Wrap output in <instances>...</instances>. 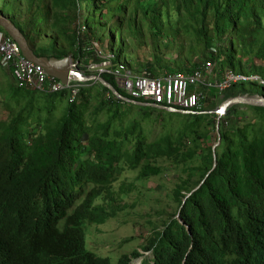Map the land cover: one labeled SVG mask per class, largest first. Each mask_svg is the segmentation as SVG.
Listing matches in <instances>:
<instances>
[{
  "label": "trees",
  "instance_id": "16d2710c",
  "mask_svg": "<svg viewBox=\"0 0 264 264\" xmlns=\"http://www.w3.org/2000/svg\"><path fill=\"white\" fill-rule=\"evenodd\" d=\"M0 15L35 57H70L80 70L98 62L95 44L130 60L115 64L154 78L210 61L217 78L231 70L264 82V0H0ZM8 75L12 86L0 101V264H111L89 248L85 224H103L128 206L133 184L114 187L124 172L142 180L168 168L179 172L177 209L154 228L143 246L152 258L142 264H264V107L234 106L218 120L181 115L176 124L173 113L165 122L162 111L123 103L99 84L96 91L83 84L69 104L65 91L18 89ZM254 87L264 98L257 83L223 97H253ZM140 256L135 250L117 264Z\"/></svg>",
  "mask_w": 264,
  "mask_h": 264
},
{
  "label": "built area",
  "instance_id": "2783aa9c",
  "mask_svg": "<svg viewBox=\"0 0 264 264\" xmlns=\"http://www.w3.org/2000/svg\"><path fill=\"white\" fill-rule=\"evenodd\" d=\"M99 64H90L86 72L98 75L106 74L113 78L118 89L132 100L145 104L161 105L166 108H178L186 112L202 110L203 94L201 89H213L221 94L237 83L257 82L256 77L246 78L231 71L224 73L220 81L212 80V64L207 62L191 74H163L154 78L146 69L132 73L124 64L112 65L114 55L95 47ZM0 67L12 71L19 89H30L37 93L69 92V103L78 95L79 86L68 82L67 86L50 78L44 69L21 56L18 46L0 29Z\"/></svg>",
  "mask_w": 264,
  "mask_h": 264
},
{
  "label": "rangeland",
  "instance_id": "374dc122",
  "mask_svg": "<svg viewBox=\"0 0 264 264\" xmlns=\"http://www.w3.org/2000/svg\"><path fill=\"white\" fill-rule=\"evenodd\" d=\"M115 57L130 63V60L124 55H115ZM166 58L175 59V52H172ZM11 84L8 71L0 67V101L2 98L1 93L7 92L11 88ZM92 87L93 91L99 89L98 84ZM254 93L255 95L252 98H256L261 94V89L254 87ZM207 99L210 100L209 106L212 107L208 111L211 114H214L228 100L220 95H208ZM241 111H245V108H242ZM159 116H162L165 122H168L170 117L164 111L160 112ZM3 118V109L0 105V119ZM171 119L173 123L180 124L186 118L181 117L179 114H173ZM176 124H173V128ZM153 129L152 137H156L160 133L161 127L154 125ZM209 144H214V140H211ZM135 177L136 174L134 173L124 172L114 184L115 188H118L122 182L133 184L131 192L124 198L128 205L124 210L119 211L115 217L108 219L103 224H85L84 226L83 232L89 248L98 256L109 257L111 264H117L120 256L124 254L131 255L135 250L142 253L143 257L134 258L131 261L132 264H140L141 258H152V253L143 249L144 244L156 232L154 228L162 227L163 223L173 216L177 209L173 189L178 181L179 172L175 168L163 170L158 177L142 180H136Z\"/></svg>",
  "mask_w": 264,
  "mask_h": 264
},
{
  "label": "water",
  "instance_id": "95a60500",
  "mask_svg": "<svg viewBox=\"0 0 264 264\" xmlns=\"http://www.w3.org/2000/svg\"><path fill=\"white\" fill-rule=\"evenodd\" d=\"M0 28L5 32V34L10 37L18 46L21 55L28 61L41 66L45 73L56 80H58L64 86L67 85L68 81H74L78 83H86V82H98L102 87L110 92L114 98L117 100L131 104L137 107H150L159 110H164L159 106L153 105H145L143 103L135 102L130 99H127L121 96L116 89H114L110 84L104 81L102 78L97 76H84L78 69V64H73L71 62L70 57H66L62 60H57L55 58H37L30 50L25 37L21 34V32L15 27V25L7 19V17L0 15ZM236 105H243L248 107H264V98L256 97V98H246V97H236L226 101L223 105V109H228L232 106ZM170 112H177L184 114L179 111Z\"/></svg>",
  "mask_w": 264,
  "mask_h": 264
},
{
  "label": "clouds",
  "instance_id": "9594fccd",
  "mask_svg": "<svg viewBox=\"0 0 264 264\" xmlns=\"http://www.w3.org/2000/svg\"><path fill=\"white\" fill-rule=\"evenodd\" d=\"M1 29V28H0ZM2 30V29H1ZM3 31V30H2ZM4 32V31H3ZM4 34H5V32H4ZM6 35V34H5ZM7 36V35H6ZM8 37V36H7ZM10 38V37H9ZM11 39V38H10ZM12 40V39H11ZM13 41V40H12ZM14 42V41H13ZM15 43V42H14ZM16 44V43H15ZM17 45V44H16ZM95 47L96 48H98V49H100L101 51H103V52H105V50H103V49H101V48H99L97 45H95V44H93V48H94V53H95ZM20 51V50H19ZM214 52V51H213ZM105 53H111V52H105ZM111 54H113V53H111ZM114 55V54H113ZM22 56V55H21ZM23 57V56H22ZM95 57H96V54H95ZM97 58V57H96ZM98 59V58H97ZM100 59H98V62H92V61H90V63H88L87 65H85L84 67H83V70H80L79 69V67H78V69H79V71L81 72V74L82 75H84V76H97V77H99V78H102V76L103 75H106V74H102V75H98L97 73H95V72H86V67L88 66V65H90V64H99L100 63ZM72 62V61H71ZM207 62H209V63H211L212 64V80L213 81H220L221 79H222V77H223V75H224V73L225 72H227V71H231V70H226L222 75H220V76H218V78L215 76V73H214V64L212 63V62H210V61H207ZM207 62H205V63H207ZM73 63V62H72ZM204 63V64H205ZM73 64H75V63H73ZM118 64H120L119 62L118 63H116L115 64V55H114V60H113V62H112V65L113 66H116V65H118ZM203 64V65H204ZM125 65V64H124ZM202 65V66H203ZM78 66V65H77ZM201 66V67H202ZM125 67L128 69V70H130L132 73H137V72H139L140 70H138V71H133V70H131L128 66H126L125 65ZM200 67V68H201ZM199 68V69H200ZM142 69H145V68H142ZM199 69H197V70H199ZM5 70H7V69H5ZM7 71H10V70H7ZM148 71V70H147ZM196 71V70H195ZM11 73H12V71H10ZM149 72V71H148ZM194 72V71H193ZM231 72H233L234 74H236V75H239V76H244V75H240V74H238V73H236L235 71H231ZM192 73V72H191ZM191 73H185V72H179V73H175V74H191ZM91 74V75H90ZM163 74H171V73H162V74H160L159 76H161V75H163ZM174 74V73H173ZM48 76V75H47ZM106 76H108V77H110V78H112L111 76H109V75H106ZM49 77V76H48ZM244 77H246V78H250V77H255V76H244ZM50 78H52V77H50ZM158 78V77H157ZM256 78H258V77H256ZM13 79H14V76H13ZM54 79V78H53ZM103 79V78H102ZM259 79V78H258ZM56 80V79H55ZM112 80H113V78H112ZM260 81H261V79H259ZM56 81H58V80H56ZM70 82H71V84H74V85H78L79 86V91H80V88L82 87V85L83 84H86V83H91V86H93V85H96V84H99L98 82H86V83H78V82H74V81H71V80H69ZM68 81V82H69ZM14 82H15V80H14ZM59 82V81H58ZM113 82H114V80H113ZM262 82V81H261ZM60 83V82H59ZM115 83V82H114ZM247 83H257V82H245V83H237V84H234V85H232V86H235V85H238V84H247ZM16 84V83H15ZM258 85H264V82H262V83H257ZM61 85H63V84H61ZM67 85H68V83H67ZM67 85H65V86H67ZM100 85V84H99ZM64 86V85H63ZM115 86H116V84H115ZM231 86V87H232ZM17 87V86H16ZM117 87V86H116ZM230 87V88H231ZM18 88V87H17ZM230 88H228V89H230ZM19 89V88H18ZM115 89V88H114ZM228 89H226L224 92H226ZM30 90V89H29ZM120 90V89H119ZM203 90L205 91V93L203 92ZM66 93H67V96H68V99H67V102L69 103V92L67 91V90H64ZM117 91V90H116ZM122 91V90H121ZM209 91H211L210 93H213V95L212 96H223V94H224V92H222L221 94H217L216 93V91H214L213 89H201V92H202V94H203V100H202V110L201 111H199V112H195V111H193V112H186L185 110H182V109H178V108H166V107H164V106H161V105H153V104H145V103H143V104H145V105H153V106H159V107H161V108H164L165 109V111L164 110H160V111H164V112H168V113H173V114H180V115H191V114H210L211 115V113L210 112H206V111H204L205 109V105H204V101L207 99V96L210 94L209 93ZM35 92V91H34ZM61 92H63V91H61ZM61 92H59V93H61ZM118 92V91H117ZM123 92V91H122ZM46 93V92H45ZM49 93H51V92H49ZM206 93H208V94H206ZM58 94V93H57ZM78 94H79V92H78ZM127 95V94H126ZM78 96V95H77ZM128 96V95H127ZM240 97H246V96H240ZM254 97V96H253ZM256 97H259V96H256ZM246 98H252V97H246ZM262 98V97H261ZM76 99V98H75ZM127 99H130V100H132L129 96H128V98ZM233 99V98H232ZM228 100H230V99H228ZM228 100H226V101H228ZM132 101H135V102H139V101H136V100H132ZM225 101V102H226ZM73 102H75V100L73 101ZM73 102H71V103H69V104H72ZM224 102V103H225ZM139 103H141V102H139ZM223 103V104H224ZM222 104V105H223ZM236 106H243V105H236ZM232 107H234V106H232ZM246 107H248V106H246ZM146 108H150V107H146ZM231 108V107H230ZM152 109H155V108H152ZM229 109V108H228ZM156 110H159V109H156ZM171 110H173V111H179V112H182V113H184V114H181V113H177V112H170ZM227 110V109H226ZM226 110L225 109H223L222 108V106L219 108V109H217L215 112H214V114H212V115H216L218 118H217V120L221 117V116H223L224 114H225V112H226ZM218 127V122H217V124H216V128ZM142 254V253H141ZM140 257H143V255L142 256H140ZM139 258V257H138ZM145 259V258H144ZM142 261H143V258H141V262H140V264H142ZM132 263V262H131Z\"/></svg>",
  "mask_w": 264,
  "mask_h": 264
}]
</instances>
